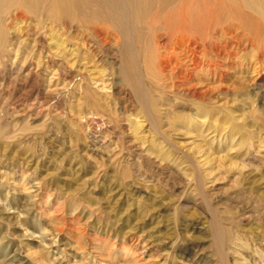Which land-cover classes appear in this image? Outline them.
Instances as JSON below:
<instances>
[{"label": "rangeland", "instance_id": "1", "mask_svg": "<svg viewBox=\"0 0 264 264\" xmlns=\"http://www.w3.org/2000/svg\"><path fill=\"white\" fill-rule=\"evenodd\" d=\"M210 7L196 0L175 14L186 36L225 46L229 63L212 56L183 80L160 72L156 52L150 69L140 62L143 106L115 74L118 53L109 64L89 30L56 28L66 52L46 37L66 66L56 82L41 73L30 46L3 55L20 65L27 57L32 68L22 76L0 64V264L259 263L264 108L252 85L264 75V34L216 22ZM156 8L155 0L140 24H130L145 25L163 52L177 27ZM14 14L5 16L8 28ZM19 15L16 28H33L28 14ZM223 32L240 37L228 45ZM90 120L104 125L99 150L86 132Z\"/></svg>", "mask_w": 264, "mask_h": 264}, {"label": "bare ground", "instance_id": "2", "mask_svg": "<svg viewBox=\"0 0 264 264\" xmlns=\"http://www.w3.org/2000/svg\"><path fill=\"white\" fill-rule=\"evenodd\" d=\"M223 1L225 0H209L211 4L209 13L215 17L216 22L219 20L238 21L240 27L243 26V28L250 31L256 26V35L257 32L264 34V0H242L243 8H238L231 0L226 3H223ZM194 2L196 0H156L157 18L173 22L177 27L168 48L163 52H159V48L154 47L150 42L151 35L145 25L132 29L130 24V19L140 24L153 8L155 0H0V64L8 66L10 71L16 70L17 75L27 76L28 74H24V68L27 70L32 68V64L28 62L27 57L23 58L20 65L15 63V59L11 62L7 55H3L9 51L18 52L22 48L26 51L30 46L32 52L36 51L38 54L37 61L41 66V73L44 76L47 73L51 74L52 76L49 80L56 82L54 78L57 77V80H59V78L65 77V73H67L66 66L54 60L53 55L50 53L49 45L45 43L47 41L46 37L48 38L49 36L50 40L57 44L56 49L61 47L62 52H66L67 45H65L64 40H60L58 32L55 31L56 28L61 30V28L68 27L76 31H80V29L83 31L89 30L87 36L90 37L92 48L106 53L104 55L108 58L109 64H114L117 61L116 53H118L119 67H115L118 68L115 74L120 77L121 82L132 90L136 97L141 99L140 105L143 106L145 105V94L140 62H143L144 67L150 69L156 52L155 59L158 61L160 72L164 74L173 72V74L179 75L178 77L183 80L192 78V75L199 70L200 64L204 60L212 62L214 60L212 56L221 59L227 58L228 54L221 57V53H223L222 47L225 46H218L215 40L212 41L213 39L209 38L208 41L200 40L198 43L197 38L188 37L184 33V25L181 24V21H178L179 19L175 13H182L183 10H186L185 6H188V3ZM188 11L191 12L190 7H188ZM8 12H15L13 18H9L10 22L15 24V27L8 28L5 24V16ZM19 13L29 15L32 20L30 21L33 22V28L28 27L24 31L21 27L16 28L17 23H23L22 16ZM45 24H47L46 27H44ZM88 24H92L91 27H88ZM41 28H47L48 33L45 35L41 34L38 31ZM229 29L232 28L230 27ZM21 37H24V39L21 40ZM235 37L236 35L229 32H223L221 35L223 42L228 45L231 43L230 39L235 40ZM238 37H240L239 34L236 38L238 39ZM118 41H120V45L116 49L114 46H117ZM260 41L262 43V53L264 54V36ZM131 44L140 45V50L135 52L133 45L129 49ZM208 44L209 52H207ZM199 47H201L200 51L197 50ZM95 53L94 56H96ZM5 57L6 59H4ZM226 61L227 59L225 63L228 64L229 61ZM209 66L207 64L206 68ZM214 66L220 67L218 64ZM221 67L224 68V66ZM210 71L211 74L215 75V69ZM257 75L259 77V74ZM220 77H223V75H220ZM252 86V94L260 96L262 107L264 108V75L260 76ZM103 126L102 123L94 120L88 121L86 125L87 135L92 139V146L96 150L101 149V145L104 143L100 141ZM259 255L260 260L257 264H264V249L261 250ZM222 261H226L223 256Z\"/></svg>", "mask_w": 264, "mask_h": 264}]
</instances>
